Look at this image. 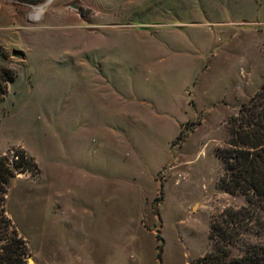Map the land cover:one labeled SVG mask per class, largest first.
<instances>
[{
    "label": "rangeland",
    "instance_id": "rangeland-1",
    "mask_svg": "<svg viewBox=\"0 0 264 264\" xmlns=\"http://www.w3.org/2000/svg\"><path fill=\"white\" fill-rule=\"evenodd\" d=\"M2 68L14 264H196L248 204L217 150L264 85V0H0Z\"/></svg>",
    "mask_w": 264,
    "mask_h": 264
},
{
    "label": "trees",
    "instance_id": "trees-1",
    "mask_svg": "<svg viewBox=\"0 0 264 264\" xmlns=\"http://www.w3.org/2000/svg\"><path fill=\"white\" fill-rule=\"evenodd\" d=\"M15 79L16 73L12 69L0 70V100ZM234 120L237 127L231 132L229 147L217 150L225 169L220 185L231 194L244 195L248 204L238 209L227 208L222 221L211 225L210 238L219 242L196 264H264V243L251 246L242 256L232 255L231 250L240 234L253 229V225H264V220L257 213V206L264 205V85L241 105ZM9 165L8 157L0 156V206L4 203L7 185L14 173ZM158 247L161 257L163 246ZM14 262L13 250L4 244L0 264Z\"/></svg>",
    "mask_w": 264,
    "mask_h": 264
},
{
    "label": "bare ground",
    "instance_id": "bare-ground-1",
    "mask_svg": "<svg viewBox=\"0 0 264 264\" xmlns=\"http://www.w3.org/2000/svg\"><path fill=\"white\" fill-rule=\"evenodd\" d=\"M38 13H40V9H39ZM37 15H38V14H37Z\"/></svg>",
    "mask_w": 264,
    "mask_h": 264
}]
</instances>
